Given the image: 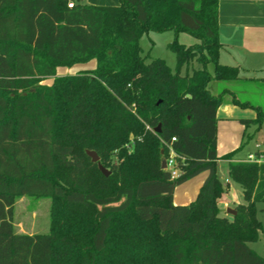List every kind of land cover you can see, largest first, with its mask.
I'll list each match as a JSON object with an SVG mask.
<instances>
[{"label": "trees", "instance_id": "16d2710c", "mask_svg": "<svg viewBox=\"0 0 264 264\" xmlns=\"http://www.w3.org/2000/svg\"><path fill=\"white\" fill-rule=\"evenodd\" d=\"M118 2L0 0V264H264L250 247L264 234V162L237 159L242 146L217 154V110L228 98L255 111L241 121L255 132L264 110L233 89H209L264 80L220 63L218 0ZM168 31L175 70L140 43ZM92 60L93 70L56 75ZM171 150L177 178L163 168ZM219 159L245 201L232 219L220 214ZM202 173L196 199L175 205V189ZM23 197L51 201L47 233L16 232Z\"/></svg>", "mask_w": 264, "mask_h": 264}, {"label": "crops", "instance_id": "0c3cea01", "mask_svg": "<svg viewBox=\"0 0 264 264\" xmlns=\"http://www.w3.org/2000/svg\"><path fill=\"white\" fill-rule=\"evenodd\" d=\"M219 1V39L222 44L219 53V61L223 65L236 66L240 68L242 79L264 80V0H218ZM82 4L94 6H117L118 0H80ZM95 61V60H93ZM74 69L89 71L96 67L94 62L76 64ZM63 71L59 69L58 72ZM64 72V71H63ZM80 72V71H79ZM78 73V72H77ZM63 74V73H61ZM63 76V75H60ZM256 117L255 111L249 112L230 103L221 105L217 110V154L219 157L237 150L239 147H223L221 136L224 130L229 127L240 132L244 127L243 119H253ZM251 138L256 137L255 127L252 126ZM248 130V128H247ZM254 145V150L237 152L236 158L244 161L250 154L257 153L256 145H260L259 152L264 154V132ZM243 136V135H242ZM234 138V137H233ZM243 147V146H242ZM264 156V155H263ZM229 162L219 159L217 161V171L219 179L225 185V192L219 199L220 214L229 217L228 210L235 209L239 204H244L243 193L240 187L232 183H226ZM207 173H202L197 177L183 183L175 189L173 201L175 205H188L196 199L200 187L202 186ZM231 184V185H230ZM20 234H29L25 231H17Z\"/></svg>", "mask_w": 264, "mask_h": 264}, {"label": "rangeland", "instance_id": "374dc122", "mask_svg": "<svg viewBox=\"0 0 264 264\" xmlns=\"http://www.w3.org/2000/svg\"><path fill=\"white\" fill-rule=\"evenodd\" d=\"M175 39V34L172 31L164 32V33H154L151 32L142 37L140 43L143 48V54L145 56H149L151 58H160L166 61L167 65L175 70L176 67V55L173 51L168 48V45L173 42ZM178 41L184 45L190 46L196 43L195 38L188 34H180ZM95 65V61L92 60ZM85 64V63H84ZM198 65L195 63L194 68H197ZM75 67H60L56 71V75H74L79 71L78 69H74ZM59 69H63V71L58 72ZM85 71V70H84ZM87 71V70H86ZM191 71V70H190ZM209 71L213 74V67L209 65ZM63 73V74H61ZM185 73V69L183 68L182 74ZM52 83V78L46 79L44 84ZM224 88L233 89L235 92L239 93V99L242 102H249L254 106H260L264 110V82L261 81H241L238 84H226L221 82H212L209 85L210 91L217 95ZM247 111L253 112L254 110L248 108ZM244 126V125H243ZM252 126L247 128L244 126L240 132L237 133L234 129L229 127L228 131L224 130L222 134L225 136H221V141L224 143L223 147H241L238 152L243 151L247 152L252 148L254 150V145L256 141L259 140L257 134L261 132L260 135L264 132V123L261 129L255 133L256 137L251 138L249 135H252ZM243 135V136H242ZM234 137V138H233ZM260 141V140H259ZM238 149V148H237ZM236 150V149H235ZM264 155V154H262ZM226 183H230L229 174L227 171V178H225ZM186 183V182H185ZM187 184V183H186ZM231 185V184H230ZM51 201L48 198L42 199H32L29 197H23L19 199L15 206L14 212V226L17 231H25L29 234L36 233H47L49 231V210H50ZM258 219L264 225V203L258 204ZM232 209V208H230ZM232 215L229 214V219H232ZM250 247L254 249L257 253L264 256V234H260L259 240L256 243L250 244Z\"/></svg>", "mask_w": 264, "mask_h": 264}, {"label": "built area", "instance_id": "2783aa9c", "mask_svg": "<svg viewBox=\"0 0 264 264\" xmlns=\"http://www.w3.org/2000/svg\"><path fill=\"white\" fill-rule=\"evenodd\" d=\"M73 4H74L73 1L69 2L68 7L72 8ZM256 149H257V153L250 154L244 161L254 162V163L264 162V156L262 155V153L259 152L260 145H256ZM175 156H176L175 153L171 150L169 158L165 159L166 169L169 170L172 178H177L180 174V172L177 169V162Z\"/></svg>", "mask_w": 264, "mask_h": 264}, {"label": "water", "instance_id": "95a60500", "mask_svg": "<svg viewBox=\"0 0 264 264\" xmlns=\"http://www.w3.org/2000/svg\"><path fill=\"white\" fill-rule=\"evenodd\" d=\"M160 129L157 128L155 130V132H159ZM87 155L91 158L92 162L93 163H97L98 164V167H99V170L102 172L103 175L105 176H108L109 175V171L106 170L100 163H99V157L97 156V154L95 152H90L88 151L87 152ZM163 168H166V165H165V161L163 162ZM228 214L232 215V216H235L236 215V211L234 209H229L228 210Z\"/></svg>", "mask_w": 264, "mask_h": 264}]
</instances>
